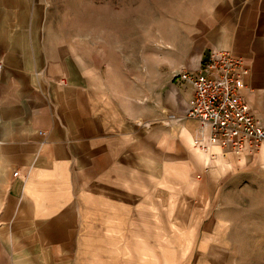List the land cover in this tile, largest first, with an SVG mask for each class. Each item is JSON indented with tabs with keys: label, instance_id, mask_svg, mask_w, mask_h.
Returning <instances> with one entry per match:
<instances>
[{
	"label": "crops",
	"instance_id": "0c3cea01",
	"mask_svg": "<svg viewBox=\"0 0 264 264\" xmlns=\"http://www.w3.org/2000/svg\"><path fill=\"white\" fill-rule=\"evenodd\" d=\"M242 1L180 29L141 94L92 45L45 27L50 0H0V264L229 263L251 236L253 191L264 197V144L202 151L206 132L185 117L193 88L176 75L211 49L243 57L264 124V0Z\"/></svg>",
	"mask_w": 264,
	"mask_h": 264
},
{
	"label": "rangeland",
	"instance_id": "374dc122",
	"mask_svg": "<svg viewBox=\"0 0 264 264\" xmlns=\"http://www.w3.org/2000/svg\"><path fill=\"white\" fill-rule=\"evenodd\" d=\"M44 6L46 28L60 29L57 39L93 46L113 76L141 94L168 71L179 30L195 32L217 13L220 0H50ZM239 11L247 5L242 0ZM256 5H254L255 7ZM253 7V6H252ZM263 8L264 5H261ZM253 191L251 236L237 238L228 264H264V197ZM241 242V243H240Z\"/></svg>",
	"mask_w": 264,
	"mask_h": 264
},
{
	"label": "built area",
	"instance_id": "2783aa9c",
	"mask_svg": "<svg viewBox=\"0 0 264 264\" xmlns=\"http://www.w3.org/2000/svg\"><path fill=\"white\" fill-rule=\"evenodd\" d=\"M249 68L243 57L226 49H211L199 70L178 75L193 88L185 117L198 120L206 132L202 151L215 157L214 147L237 157L252 155L264 144V124L243 94Z\"/></svg>",
	"mask_w": 264,
	"mask_h": 264
}]
</instances>
